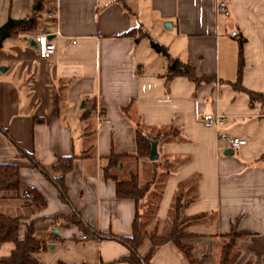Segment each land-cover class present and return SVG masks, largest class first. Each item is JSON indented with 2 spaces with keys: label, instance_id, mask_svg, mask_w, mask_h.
Masks as SVG:
<instances>
[{
  "label": "crops",
  "instance_id": "1",
  "mask_svg": "<svg viewBox=\"0 0 264 264\" xmlns=\"http://www.w3.org/2000/svg\"><path fill=\"white\" fill-rule=\"evenodd\" d=\"M216 1L0 0V25L7 18L36 17L34 30L11 34L0 46V127L7 135L0 133V164L17 165L18 193L33 189L44 205L32 210L28 201L0 199V213L19 219L18 238L36 221L38 264H127L121 261L127 250L114 239L80 240L83 234L60 218L69 214L68 207L10 141L51 177L57 176L51 172L56 158L73 157L63 175L68 201L86 224L108 237H128L134 224L160 233L176 189L196 177L194 199L184 204L182 215L207 216L185 228L197 235L188 241L192 258L217 264L220 236L233 225L249 234L235 242L234 264H264V106L250 105L230 87L237 67L231 36L237 35L243 40L239 85L264 97V0H222L226 18L215 14ZM38 34L49 36L54 46L46 59L36 57L30 42ZM150 42L162 46L167 57L155 53ZM172 59L208 82L166 80ZM89 105L91 115L82 119ZM95 110L106 122L95 121ZM211 113L224 117L227 135L244 141L231 155L223 154L228 148L216 140V129L201 121ZM136 123L149 137L176 133L156 142L155 165L134 157ZM110 145L114 154L126 155L107 171L115 180L134 174L143 184L155 170L135 203L115 198L114 182L103 174ZM145 200L150 213L140 219L138 206ZM195 240H214L216 250L195 251ZM11 249V243H1L0 257ZM148 249L143 239L136 252L144 256ZM149 264L188 263L165 243Z\"/></svg>",
  "mask_w": 264,
  "mask_h": 264
},
{
  "label": "trees",
  "instance_id": "2",
  "mask_svg": "<svg viewBox=\"0 0 264 264\" xmlns=\"http://www.w3.org/2000/svg\"><path fill=\"white\" fill-rule=\"evenodd\" d=\"M35 13H31L29 16L24 17L22 21L13 26L9 35L15 34L16 32H27L35 29ZM126 34H129L127 32ZM231 38L236 42L237 46V67H236V78L234 83L230 84V87L239 93L246 96L247 101L250 105L258 104L264 105V97L258 93L247 91L240 87L239 77L242 67L241 60V44L243 40L237 35H232ZM150 48L158 54L167 57L165 49L157 43L150 42ZM174 76H181L192 82L194 85H198L202 82H208L207 78H196L192 69L187 65L180 63L179 61L172 59L167 67L166 80ZM125 109L121 111L124 112ZM92 112V105L86 106L82 119L89 118ZM54 111L50 115L53 117ZM127 118V115H124ZM46 119H38L35 121L43 122ZM0 133L7 137L6 132L1 129ZM176 135L174 131H165L156 133L153 137H149L142 130L139 124L134 125V142H135V153L134 157L146 158L149 148V141L159 142L161 139ZM15 147L18 155L28 160L29 166L35 169L46 181L53 187L57 194L58 200L66 205L69 209V214L66 217H60L67 225H72L83 234L85 238L104 240L114 239L116 242L121 244L127 250V255L121 259L122 262L127 264H149V257L154 250L165 244H172L183 256L188 264H201L202 260L199 258L193 259L191 256V245L188 243L189 240L197 237L186 231V227L197 221L204 220L207 214H198L191 217H184L182 210L185 203L190 202L194 199V187L197 182V178H189L188 180L181 183L176 192L172 196L166 220V228L160 234L156 233L155 229L144 232L140 231L134 224L131 229V234L128 237L115 238L112 236H105L86 224L80 217L79 214L74 210L68 198L66 196V190L63 184V175L69 171L71 161L73 157L67 158H56L51 172L57 174L56 177H51L47 171L41 168L36 162L33 161L29 154L22 152L16 143L10 141ZM126 155H116L112 152L111 145L109 146V153L106 157V165L103 168V174L106 178H111L114 182V196L117 199H129L134 203L140 200L147 192L149 186L153 182L155 176V170L151 177L143 184H139L134 174H130L125 181H117L110 177L107 171L112 168L119 158ZM155 165V161L150 162ZM18 169L17 165L13 164H0V199H15L28 201V205L32 207V210H39L44 205L42 197L33 189L22 188L19 190L18 182ZM35 220L30 221L26 227L25 232L21 238L16 235L17 228L19 226V219L17 217H11L0 213V244L9 242L12 244V249L8 255L0 257V264H38L34 258L33 253L39 248L38 241L33 237V225ZM249 234L243 231H237L233 225H230L228 232L220 236L221 243L219 247V253L217 258V264H234L236 258V252L234 251V244L238 239L247 237ZM143 239L149 242V249L144 256H138L136 249ZM58 264H66L59 262ZM87 264V263H78Z\"/></svg>",
  "mask_w": 264,
  "mask_h": 264
},
{
  "label": "built area",
  "instance_id": "3",
  "mask_svg": "<svg viewBox=\"0 0 264 264\" xmlns=\"http://www.w3.org/2000/svg\"><path fill=\"white\" fill-rule=\"evenodd\" d=\"M214 10L217 16L223 18H226L228 16L226 4L222 0L216 1ZM47 15L50 18H54V13L52 12L47 13ZM45 37L46 34H38L35 35L33 38L36 57L39 59L48 58L49 56L52 55L54 51L53 43L49 40H46ZM94 119L96 122H106V119L98 110L94 111ZM223 119H224L223 116L216 113L205 114L201 117V121L206 126H212L216 129V140L218 141V143L230 149L231 151H235L241 145H243L244 141L242 139L229 136L222 130ZM79 239L84 240L85 237L83 235H80Z\"/></svg>",
  "mask_w": 264,
  "mask_h": 264
},
{
  "label": "water",
  "instance_id": "4",
  "mask_svg": "<svg viewBox=\"0 0 264 264\" xmlns=\"http://www.w3.org/2000/svg\"><path fill=\"white\" fill-rule=\"evenodd\" d=\"M34 10H36V7H34ZM22 20L21 19H11V18H7L1 25H0V46H1V42L7 38L9 36V31L10 29L15 26L16 24L20 23ZM164 27L168 28V25H163ZM46 40H49V36L45 37ZM31 45L34 47V41L31 40ZM2 67H0V71H2ZM231 150L230 149H226L224 151V155H231ZM147 160L152 162L155 161L157 159V154H156V148H155V142L153 141H149V148H148V153H147ZM52 233L56 234L57 230L56 229H52L51 230ZM51 245H48V247H50Z\"/></svg>",
  "mask_w": 264,
  "mask_h": 264
},
{
  "label": "rangeland",
  "instance_id": "5",
  "mask_svg": "<svg viewBox=\"0 0 264 264\" xmlns=\"http://www.w3.org/2000/svg\"><path fill=\"white\" fill-rule=\"evenodd\" d=\"M167 53V52H166ZM158 54V53H157ZM160 57H165V56H163V55H161V54H158ZM264 106V105H263ZM146 202H145V204H139V206H138V208H139V212L141 213V216H140V219L142 218V215H144L145 214V211H146V213H148L147 212V200H145ZM144 206H145V210H144ZM150 213V212H149ZM166 227L164 226V228L162 229V231L160 232V233H162L163 231H164V229H165ZM160 233H158V234H160ZM216 242L213 240H211L210 242H205V241H201V240H195V241H193L191 244H192V248L195 250V251H197V250H200L201 248H204V250L205 251H207V250H216V244H215ZM205 251H203V252H205ZM211 252H215V251H211ZM204 254V253H203ZM213 254H215V253H213Z\"/></svg>",
  "mask_w": 264,
  "mask_h": 264
}]
</instances>
